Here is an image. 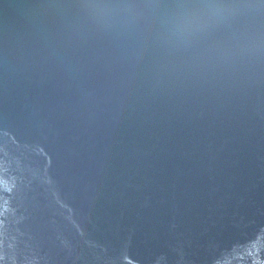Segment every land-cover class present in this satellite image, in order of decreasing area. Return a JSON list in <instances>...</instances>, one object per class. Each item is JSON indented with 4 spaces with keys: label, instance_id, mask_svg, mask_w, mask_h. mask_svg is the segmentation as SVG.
I'll return each instance as SVG.
<instances>
[{
    "label": "water",
    "instance_id": "1",
    "mask_svg": "<svg viewBox=\"0 0 264 264\" xmlns=\"http://www.w3.org/2000/svg\"><path fill=\"white\" fill-rule=\"evenodd\" d=\"M80 2L0 0V264H264V0Z\"/></svg>",
    "mask_w": 264,
    "mask_h": 264
},
{
    "label": "clouds",
    "instance_id": "2",
    "mask_svg": "<svg viewBox=\"0 0 264 264\" xmlns=\"http://www.w3.org/2000/svg\"><path fill=\"white\" fill-rule=\"evenodd\" d=\"M50 7H75L80 9L89 18L98 22H108L115 18L122 12L130 13L133 9V5L130 4H113L102 3L99 0H82L80 3L70 5H55ZM226 11V9L218 8L216 14H220ZM192 21L189 20L186 14H178L173 22L174 30L177 32H183L191 26Z\"/></svg>",
    "mask_w": 264,
    "mask_h": 264
}]
</instances>
